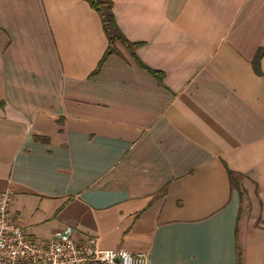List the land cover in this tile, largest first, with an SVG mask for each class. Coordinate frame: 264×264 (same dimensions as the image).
Instances as JSON below:
<instances>
[{
    "label": "crops",
    "instance_id": "0c3cea01",
    "mask_svg": "<svg viewBox=\"0 0 264 264\" xmlns=\"http://www.w3.org/2000/svg\"><path fill=\"white\" fill-rule=\"evenodd\" d=\"M110 1L139 46L94 74L108 39L88 3L0 0L10 219L147 264H238V247L264 264V0Z\"/></svg>",
    "mask_w": 264,
    "mask_h": 264
},
{
    "label": "built area",
    "instance_id": "2783aa9c",
    "mask_svg": "<svg viewBox=\"0 0 264 264\" xmlns=\"http://www.w3.org/2000/svg\"><path fill=\"white\" fill-rule=\"evenodd\" d=\"M14 191L0 193V264H147L143 253L124 250H101L94 239L80 243L72 227L53 239H33L9 216Z\"/></svg>",
    "mask_w": 264,
    "mask_h": 264
},
{
    "label": "trees",
    "instance_id": "16d2710c",
    "mask_svg": "<svg viewBox=\"0 0 264 264\" xmlns=\"http://www.w3.org/2000/svg\"><path fill=\"white\" fill-rule=\"evenodd\" d=\"M86 3L89 4V6L95 10L98 15L100 16V19L102 21L103 29L106 34V37L108 39V48L107 51L101 60L100 64L98 65L97 70L95 71L94 74H97L100 72L101 68L105 64L106 60L111 56V55H117L119 54L117 44L121 43L125 45L131 52L132 55H135V50L139 46V44H131L128 42V40L124 37L122 32L120 31L116 20L115 16L113 13V3L110 0H84ZM264 56V48H261L258 50L255 59L253 61L254 69L257 74L261 75V59ZM140 66L144 67L150 74L153 76L157 77L158 79L163 78V74L152 71L148 68H146L144 65L139 63ZM230 179L234 185H236V179H235V174L232 172H229ZM238 251V264H242V253L241 250L237 249Z\"/></svg>",
    "mask_w": 264,
    "mask_h": 264
}]
</instances>
